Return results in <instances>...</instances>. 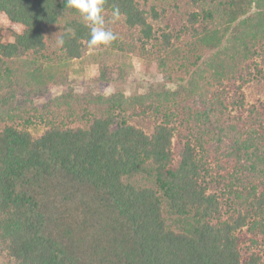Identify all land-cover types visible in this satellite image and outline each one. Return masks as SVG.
<instances>
[{
  "label": "trees",
  "instance_id": "1",
  "mask_svg": "<svg viewBox=\"0 0 264 264\" xmlns=\"http://www.w3.org/2000/svg\"><path fill=\"white\" fill-rule=\"evenodd\" d=\"M0 11L24 28L0 42L2 264H264V0H105L91 49L176 84L131 96L71 86L90 32L66 0Z\"/></svg>",
  "mask_w": 264,
  "mask_h": 264
},
{
  "label": "rangeland",
  "instance_id": "2",
  "mask_svg": "<svg viewBox=\"0 0 264 264\" xmlns=\"http://www.w3.org/2000/svg\"><path fill=\"white\" fill-rule=\"evenodd\" d=\"M24 30L21 24L15 23L0 11V42L13 41L16 34ZM120 64L126 75L123 80L108 83L102 86L97 82L100 67L103 64ZM69 79L71 86L78 92L91 90L95 93L111 95L116 91L124 92L127 96L146 93L153 88L168 86L175 88V83L167 82L161 74H150L146 63L131 54L112 51L107 48L87 49L82 57L70 63ZM67 90L66 86H56L48 91L43 97H38L35 102L43 103L53 96H57ZM23 124V123H22ZM21 126H24V124ZM42 126V125H41ZM34 126L28 127L33 130ZM0 256V264H2Z\"/></svg>",
  "mask_w": 264,
  "mask_h": 264
},
{
  "label": "clouds",
  "instance_id": "3",
  "mask_svg": "<svg viewBox=\"0 0 264 264\" xmlns=\"http://www.w3.org/2000/svg\"><path fill=\"white\" fill-rule=\"evenodd\" d=\"M104 4L105 0H66V6L75 10L86 22L85 26L89 28V48L108 47L117 38L115 33L105 27ZM119 15V9L115 8L114 17L118 19ZM63 43L61 39L59 44Z\"/></svg>",
  "mask_w": 264,
  "mask_h": 264
}]
</instances>
